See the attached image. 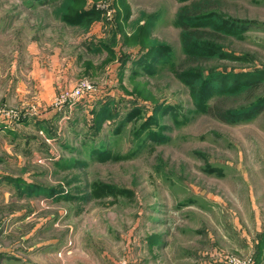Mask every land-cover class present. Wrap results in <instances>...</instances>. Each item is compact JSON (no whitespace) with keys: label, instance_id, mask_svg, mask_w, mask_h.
<instances>
[{"label":"rangeland","instance_id":"obj_1","mask_svg":"<svg viewBox=\"0 0 264 264\" xmlns=\"http://www.w3.org/2000/svg\"><path fill=\"white\" fill-rule=\"evenodd\" d=\"M186 3L0 0V250L20 256L18 264H53L63 257L59 264H68L69 239L51 261L29 251L46 232L36 240L28 234L50 230L56 214L62 230L70 227L83 242L94 237L108 257L105 264L253 259L241 253L256 234L250 220L259 217L264 231V110L224 124L193 106L192 93L176 76L184 51L175 16ZM219 3V14L253 23L240 36L218 41L245 61L202 59L197 68H264V0ZM72 9L78 19L71 18ZM148 21L139 52L132 41ZM148 46L159 47L158 64L144 72L134 63ZM50 74L54 94L48 98ZM82 81L94 91L71 109L56 108L55 99ZM258 93L264 96V83ZM145 97L172 107L146 128L162 131V142L134 139L153 116ZM240 97H227L229 107L242 105ZM133 104L141 107L138 115L112 138L118 118ZM103 136L110 137L114 158L94 162L88 150ZM51 191L60 192L54 196L62 199L59 205L50 203ZM90 242L86 249L95 246Z\"/></svg>","mask_w":264,"mask_h":264},{"label":"trees","instance_id":"obj_2","mask_svg":"<svg viewBox=\"0 0 264 264\" xmlns=\"http://www.w3.org/2000/svg\"><path fill=\"white\" fill-rule=\"evenodd\" d=\"M77 2L78 0H76V3ZM184 2L187 3L180 7L175 16V23L180 28L181 33V47L184 51L182 66L183 64L185 65L184 67L195 66L196 69H191L195 71H191L189 68L183 70L181 66L180 70H177L176 73L180 71H182V73L181 75L176 74V76L179 82L181 80L192 93L194 100L192 102L193 106L201 110L204 115L224 124H232L246 117L259 114L264 110V96H260L258 93L259 87L264 83V68L227 71L222 67L221 69H218V67L207 66L204 69H198L201 66L200 62H202V59H206L204 60L206 62L212 58L239 63L245 61V57L243 58L225 50L218 41L223 37L240 36L242 34L241 32L252 28L253 26H251V24L253 25V23L232 19L231 17L219 14L217 10H220L218 9V5L221 0H184ZM212 2H215L216 5ZM73 10L74 9L71 11L74 15L71 18L78 19V17L81 16L78 15L80 13L77 14V10ZM150 26L151 21H148L146 25H143L140 28L142 30L140 37L136 38V42L132 41L135 48L138 47L139 52L143 50L145 45L143 34H145L146 31L149 32ZM158 49L159 47L157 46H148L144 50V54H141L142 57L136 59L134 65H140L142 69L145 68L143 69L144 72L146 71V67H154L158 64L157 62L154 63L156 60L155 54ZM214 84H217V88L214 87ZM213 96H217V98L210 104H207V101ZM230 96H241L240 103L242 105L236 108L229 107V100L227 97ZM145 98L146 99L143 101L152 104V107H148V109H151L153 116L147 119V122L143 126L144 129H142L141 132L136 133L134 139L139 144L140 142L143 143L147 140L162 142L165 140L164 137H162V131L156 132L154 129L146 130V128L156 126L157 119H155V116L159 114L162 115L164 112H172V107L163 105L162 103H154L149 100V97ZM133 105L135 107L130 109L125 116L118 118L117 122H119V124H117V128L111 133L112 138H115L116 135L120 133V128L124 123L130 121L134 117L136 118L138 115L141 107L137 104ZM144 108L146 109V107ZM2 130H4V128ZM109 138L103 136L100 139L99 144L92 145L90 150H88L89 157L94 159V162L98 161L105 163L114 158L111 157L106 143ZM114 141L115 139H110L109 143ZM51 193L52 195L50 197H54L60 192L57 191L55 193V191H51ZM57 198L58 197H54L51 199L53 200Z\"/></svg>","mask_w":264,"mask_h":264},{"label":"crops","instance_id":"obj_3","mask_svg":"<svg viewBox=\"0 0 264 264\" xmlns=\"http://www.w3.org/2000/svg\"><path fill=\"white\" fill-rule=\"evenodd\" d=\"M37 74V73H36ZM36 74H31V78L33 79L35 77ZM52 74H50V79H47V82H44V80L40 81L41 83L44 82L45 87L50 91V96H46V97H50L54 94L53 90H51V88L49 87L50 84V80H52L51 78H53L51 76ZM36 77H38V75H36ZM30 78V77H29ZM35 81L39 82V79H35ZM49 83V84H48ZM51 86V84H50ZM62 199H53L50 200V203L52 202V204H58L61 203ZM86 201V200H85ZM88 202V201H87ZM85 202V203H87ZM61 213V209L59 210ZM63 212V211H62ZM60 215V214H58ZM57 214L53 217L50 218V230L48 231H39V229H33L27 236V238L33 237V240H36L38 238V234L40 233L41 235L43 233L46 232V234L42 235L44 236L43 239H40L36 245H32L29 246V251L30 253L35 254H39V257L41 258V260L43 261H47V259L50 258L51 260H54L53 258H55V253L58 252L60 250V248L63 246H65L68 241H71L73 243V247H72V252L70 254V256H68L67 262L68 264H105V260L108 259V257H104L105 252H103V249H98L96 247V240H93L94 237L91 235V237H87L86 240H91V244L92 241L95 242V246L92 247V249H89L86 247H88V241L83 242L81 236L79 233L76 232H71L73 230L69 231L68 227L67 229L62 230L61 225L58 227L59 224H56V222L61 218L60 216H58ZM60 217V218H59ZM250 223L252 225V227L254 228V230L256 231L255 233V237L252 239V241H249L248 239H246L247 243L245 245V253L244 250H242L241 254H245L248 255V257H250V255L253 256V261L254 264H264V231L262 229V223L258 219L255 217L253 218V221L250 220ZM248 225V220L246 223H244V226L246 227ZM51 233H53L54 235H52ZM244 238V237H243ZM48 239V241L46 243H44V241H46ZM69 239V240H68ZM68 240V241H67ZM213 240V239H211ZM42 242V243H40ZM38 243H40V245H38ZM241 243H245V238L242 239ZM47 244V245H46ZM38 245V246H37ZM81 247V249L79 251H77V247ZM84 248V249H82ZM86 251V253L84 252ZM102 251V252H101ZM159 252V250H158ZM203 255V254H202ZM64 258V257H63ZM63 258H59L62 262L65 261V259L63 260ZM59 259H55L53 261V264H59L60 260ZM205 259V263L202 262V257L199 261H201L199 264H212L210 263V261L208 260V258H204ZM20 256L16 255L15 253H12L11 250L6 249L5 251L0 250V264H18V262H20ZM8 261V262H6ZM57 262V263H56ZM23 263V262H22ZM198 264L197 260L194 259V261L189 262V264Z\"/></svg>","mask_w":264,"mask_h":264},{"label":"built area","instance_id":"obj_4","mask_svg":"<svg viewBox=\"0 0 264 264\" xmlns=\"http://www.w3.org/2000/svg\"><path fill=\"white\" fill-rule=\"evenodd\" d=\"M94 91V86L87 81L79 82L74 89L66 91L63 95H61L60 99H55L56 108L65 107L67 109H71L76 105L78 101L85 96H88L90 93ZM70 242L65 245V247L70 246ZM219 264H253V261L250 259H241L234 256L225 255L222 262H218ZM215 264V263H212Z\"/></svg>","mask_w":264,"mask_h":264},{"label":"bare ground","instance_id":"obj_5","mask_svg":"<svg viewBox=\"0 0 264 264\" xmlns=\"http://www.w3.org/2000/svg\"><path fill=\"white\" fill-rule=\"evenodd\" d=\"M253 261V260H252Z\"/></svg>","mask_w":264,"mask_h":264}]
</instances>
